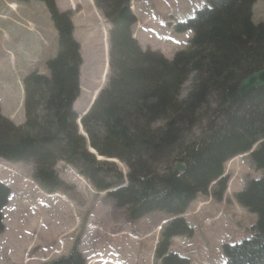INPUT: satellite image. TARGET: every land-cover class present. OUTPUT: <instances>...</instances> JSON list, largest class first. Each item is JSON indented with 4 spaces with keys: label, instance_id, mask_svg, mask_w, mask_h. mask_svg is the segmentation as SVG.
<instances>
[{
    "label": "trees",
    "instance_id": "obj_1",
    "mask_svg": "<svg viewBox=\"0 0 264 264\" xmlns=\"http://www.w3.org/2000/svg\"><path fill=\"white\" fill-rule=\"evenodd\" d=\"M39 1L56 29L58 51L46 61L47 74L32 71L21 82L23 124L0 114V160L31 163L32 180L46 192L62 187L55 166L63 162L115 207H127L130 221L164 213L171 219L160 228L155 264H189L170 250L173 238L192 233L183 215L212 185L211 197L222 200L224 165L245 154L262 175L246 181L235 200L256 222L251 238L223 246L224 264H264V86L238 93L242 80L264 69V23L252 22L257 0H204L192 18L174 24L177 33L193 36L171 59L139 46L131 0H93L110 24L108 77L80 119L86 136L73 111L82 60L70 16L54 0ZM110 160L125 164L126 175ZM176 164L184 170L173 172ZM8 195L0 182V233ZM43 264L85 263L73 248Z\"/></svg>",
    "mask_w": 264,
    "mask_h": 264
},
{
    "label": "rangeland",
    "instance_id": "obj_2",
    "mask_svg": "<svg viewBox=\"0 0 264 264\" xmlns=\"http://www.w3.org/2000/svg\"><path fill=\"white\" fill-rule=\"evenodd\" d=\"M54 3L59 11L69 14L73 38L80 47V94L73 111L82 116L106 84L110 24L93 0ZM204 5V0H131L130 9L136 17L133 37L142 49L171 59L188 48L193 36L192 31L177 33L174 24L192 18ZM252 22L264 23L263 0L253 5ZM57 51V32L45 3L0 0V114L4 118L23 124L21 82L32 71L47 74L46 61ZM191 79L183 84L178 101L185 97ZM76 122L78 132L86 136L80 119ZM110 161L126 175L125 164ZM249 163L245 154L226 162L228 183L223 199L211 198L212 185L206 195L200 194L190 204L183 217L192 233L173 238L171 252L188 259L189 264H224L225 244L252 237L249 228L256 215L235 200L246 181L262 175ZM32 171L31 163L0 160V182L9 191L2 209L0 264H43L67 256L73 248L86 264H155V242L170 217L155 211L139 220H128L127 207H115L105 199V191H96L63 162L55 166L62 187L52 192L42 190L32 180ZM94 259L98 261L92 262Z\"/></svg>",
    "mask_w": 264,
    "mask_h": 264
},
{
    "label": "water",
    "instance_id": "obj_3",
    "mask_svg": "<svg viewBox=\"0 0 264 264\" xmlns=\"http://www.w3.org/2000/svg\"><path fill=\"white\" fill-rule=\"evenodd\" d=\"M263 86H264V69L251 74L249 77H247L245 80H243L239 85L238 93H239V95H243L251 89L260 88ZM79 124H80V122H79ZM81 128H82V126H81ZM176 170L177 171H183L184 167L181 164H176L173 167V172Z\"/></svg>",
    "mask_w": 264,
    "mask_h": 264
},
{
    "label": "bare ground",
    "instance_id": "obj_4",
    "mask_svg": "<svg viewBox=\"0 0 264 264\" xmlns=\"http://www.w3.org/2000/svg\"><path fill=\"white\" fill-rule=\"evenodd\" d=\"M11 5H12V7L14 6L13 4H11ZM252 74H253V73H252ZM249 76H250V75H249ZM249 76H248V77H249ZM246 78H247V77H246ZM246 78H245V79H246ZM245 79H244V80H245ZM242 81H243V80H242ZM242 81H241V82H242ZM92 99H93V98H92ZM92 99H91V101H92ZM97 261H98V260H96V259L92 260V262H94V263L97 262Z\"/></svg>",
    "mask_w": 264,
    "mask_h": 264
},
{
    "label": "clouds",
    "instance_id": "obj_5",
    "mask_svg": "<svg viewBox=\"0 0 264 264\" xmlns=\"http://www.w3.org/2000/svg\"><path fill=\"white\" fill-rule=\"evenodd\" d=\"M82 135H84V134H82ZM233 159H234V158H233ZM225 193H226V192H225ZM224 195H225V194H224ZM198 196H199V195H198ZM198 196H197V197H198ZM197 197H196V198H197ZM223 197H224V196H223ZM211 198H212V197H211ZM189 207H190V205H189ZM188 209H189V208H188Z\"/></svg>",
    "mask_w": 264,
    "mask_h": 264
}]
</instances>
